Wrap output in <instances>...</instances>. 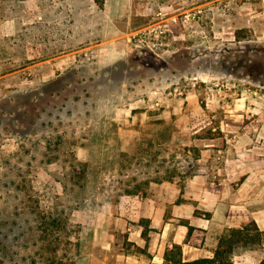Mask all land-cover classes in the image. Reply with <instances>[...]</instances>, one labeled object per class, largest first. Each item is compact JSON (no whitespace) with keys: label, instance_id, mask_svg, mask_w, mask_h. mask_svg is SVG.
Returning <instances> with one entry per match:
<instances>
[{"label":"rangeland","instance_id":"374dc122","mask_svg":"<svg viewBox=\"0 0 264 264\" xmlns=\"http://www.w3.org/2000/svg\"><path fill=\"white\" fill-rule=\"evenodd\" d=\"M31 2L0 0V264H76L110 200L195 173L162 111L264 109V0Z\"/></svg>","mask_w":264,"mask_h":264},{"label":"crops","instance_id":"0c3cea01","mask_svg":"<svg viewBox=\"0 0 264 264\" xmlns=\"http://www.w3.org/2000/svg\"><path fill=\"white\" fill-rule=\"evenodd\" d=\"M24 2L33 8L31 0ZM195 98L192 92L186 100L194 103ZM189 112L192 123L184 124L181 119L189 113L176 108L160 115L175 116L173 136L190 135L183 145L198 153L195 173L183 182H151L110 200L101 230L107 242H94L76 264H171L165 254L173 246L180 247L182 263L193 262L213 258L228 230L253 223L264 233V109L243 103L234 110L222 107L213 113L194 107ZM120 237L128 250L123 243L120 252L109 253ZM99 246L104 250L97 252ZM262 254L264 236L260 244L237 246L232 264H263Z\"/></svg>","mask_w":264,"mask_h":264},{"label":"trees","instance_id":"16d2710c","mask_svg":"<svg viewBox=\"0 0 264 264\" xmlns=\"http://www.w3.org/2000/svg\"><path fill=\"white\" fill-rule=\"evenodd\" d=\"M102 6L104 0H94ZM147 228V226H146ZM264 233H261L255 224L251 223L242 230H228L220 239L214 256L211 259H200L193 262L182 263L177 256L180 255V247L173 246L165 254V261L171 264H232V257L237 246H248L249 244H260ZM145 237V234H144Z\"/></svg>","mask_w":264,"mask_h":264},{"label":"built area","instance_id":"2783aa9c","mask_svg":"<svg viewBox=\"0 0 264 264\" xmlns=\"http://www.w3.org/2000/svg\"><path fill=\"white\" fill-rule=\"evenodd\" d=\"M165 15L159 14V17L161 19L164 18ZM197 17L196 14H188L184 15L183 19H179L177 16H173L170 19H168L173 24H186L187 22H191ZM165 20H162V22L159 23V25H153L150 27V29H142L132 35V41L135 43L136 47H147L149 48V41L152 39L155 40H166L169 34H172V31L167 28L165 25ZM176 94L178 96H183L182 91L175 90Z\"/></svg>","mask_w":264,"mask_h":264}]
</instances>
